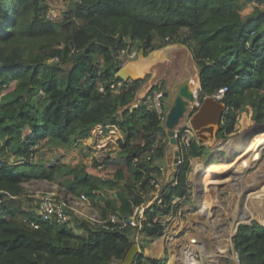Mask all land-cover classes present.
Instances as JSON below:
<instances>
[{
  "label": "trees",
  "instance_id": "1",
  "mask_svg": "<svg viewBox=\"0 0 264 264\" xmlns=\"http://www.w3.org/2000/svg\"><path fill=\"white\" fill-rule=\"evenodd\" d=\"M248 6L251 12L243 15ZM51 11L49 0H0V87L16 81L0 95V264H120L130 229L101 222L109 214L128 217L151 197L148 181L160 174L169 139L144 98L129 107L140 81L115 76L119 56L180 38L187 48L192 44L199 101L226 88L217 134L226 139L239 113L251 111L253 121L264 123V0H69L53 19ZM97 126L121 134L115 158L102 153L88 167L36 160L44 148L90 140ZM204 151L191 142L175 184H165L162 203L145 210L149 224L141 228V241L164 234L165 225L153 218L174 213V198L188 200L189 160ZM55 175L70 195L88 199L96 222L73 212L64 224L40 218L39 199L22 184L52 182ZM232 240L239 264H264V225L241 224ZM132 263L159 261L142 251Z\"/></svg>",
  "mask_w": 264,
  "mask_h": 264
},
{
  "label": "rangeland",
  "instance_id": "2",
  "mask_svg": "<svg viewBox=\"0 0 264 264\" xmlns=\"http://www.w3.org/2000/svg\"><path fill=\"white\" fill-rule=\"evenodd\" d=\"M68 2L69 0H49L50 7L53 10L49 13V16H57L58 13L66 7ZM251 8V6H248L243 9V15L251 12ZM164 46L166 45H163L157 49L163 48ZM169 48L170 49H168L167 51V56L168 54L169 56L171 54L173 61L160 62L155 66L150 67L145 77L139 82V88L144 89L146 91L145 94L155 86L161 87L160 89L168 94V96L164 98V104L166 106H169L171 104L174 95L177 93L179 87L183 82L188 81L191 84V87L194 89L198 85V70L190 53V51L193 49V45L190 44L188 49L184 43L176 42L174 46H170ZM128 59V54H122L119 56V61L121 62V64L125 63ZM15 86L16 81H12L5 89L0 87V95L5 93L6 91L12 90L13 88H15ZM189 118L190 114L187 113V115L180 120V123L176 126V128L179 126L189 125ZM237 118L238 119L235 135L243 132L244 130H246V128L253 125L251 111L247 110L239 113ZM108 133L109 132H106L104 136L106 137ZM91 134H93L91 138L92 140L83 141L82 144H79L77 146L71 145L66 147H59L57 149L44 148V150L40 152L41 154L36 158V160L40 159L42 163L48 167L56 166L58 164H63L71 167L83 165L88 167L93 163V159L95 158V156H97L98 159L101 158L102 153L100 152L105 149L103 147V144L105 142L103 143L98 140V131L96 130ZM261 135H264L263 131L261 134H256L255 136H253L249 140L248 145L243 151L244 154H242L243 152H241V154L230 160V162H224V160L216 162L217 160L215 158L209 160L208 167L212 169L206 170L209 175L202 177L203 185L205 184L207 176H210L213 171H220L223 173L228 172V170H232L234 171V173L223 179H219L218 177V180L220 181L224 179L230 180H227L228 182L226 184L224 183L222 185H218L219 187L216 185L215 187L217 188H215L214 192L213 190H204V202L207 205H210L211 200H213V203L211 204L212 213L210 214L209 219L207 218L208 220L204 217H199L198 219H195L193 217L194 213L203 210L204 206L202 203H200L199 206L198 203L194 201L196 198V194L194 193L193 189V180L195 181L196 174L194 172V167H190L189 173L192 181L190 183L191 193L188 196V200L183 202L181 206L180 204L177 206L175 212L172 213L174 219H172L171 221L168 220L166 222L164 234L161 237L156 239L142 240V251L144 254H147L158 261L163 259L159 262V264H166V259H164L165 255L170 252L172 254L173 250L175 251L176 249L175 244L172 242V239L174 238H169L170 235H172L175 231H179L181 235H184L187 229H190L197 236H200V240L203 241V244L202 242L200 244V250L197 249L199 252L197 254L198 261H195L194 259L192 260H194L198 264L239 263L236 256L235 259L229 257L230 255L228 257L215 256L213 251H215L214 249H216L215 246H217V242L215 241L216 238L212 239V237L213 235H216V231L219 229H223L224 232L228 233V225L233 223V219H235L233 218V215H236L235 217L237 218L243 212H246L248 214L251 213V218L253 219L252 221H256L257 223L264 225V195L261 196L254 193L256 191L257 185H259L258 181H260L261 178L264 179V142L257 144V139ZM231 136H234V134H232ZM110 140L113 143H110V145H112L110 146V148L108 146L109 149L105 152L106 154H112L114 152V149L116 152L118 151L116 139L111 137ZM234 146L235 149H239L238 144L234 143L233 147ZM252 148L253 150H257V153H260V157L257 160L250 162L248 164V167L243 168L244 170L240 169V167L238 168V164H236V158L240 156V160L245 159L244 155L245 153H247L246 151H250ZM95 153H98V155H94ZM224 156H226V154H224ZM200 157H196V161L192 163V165H196V170L197 166H199V164L201 165ZM235 169H237V171H235ZM239 175L241 176V178ZM62 179V176L57 175H55V179L52 182H49L47 180L45 181L44 178H34L23 183L22 186L26 190H31L32 192L30 191V195L35 196V198L39 197L42 193H52L57 197H62L65 199H69L70 201L77 202L75 196L72 197L62 186ZM223 186H227V189L221 190L217 195H214V193H217V189L222 188ZM213 207L216 209H213ZM83 208L84 205L82 206V209ZM90 212L91 213L88 212L89 216L85 219L90 223H93L97 220V215L93 214L94 210ZM233 212H236V214ZM169 215L165 216V218ZM202 230L206 231L202 233ZM187 238L190 239L189 237ZM168 240L172 248L170 245L169 247L167 246ZM225 241L227 242L226 244L229 243V239ZM151 247L162 248V251L160 250V255L155 257L145 251V249L149 251ZM228 252L231 255H235V252L232 250V248H230ZM205 253H209L208 255L211 254L212 258L208 255H205ZM171 260H175L173 256L171 257Z\"/></svg>",
  "mask_w": 264,
  "mask_h": 264
},
{
  "label": "water",
  "instance_id": "3",
  "mask_svg": "<svg viewBox=\"0 0 264 264\" xmlns=\"http://www.w3.org/2000/svg\"><path fill=\"white\" fill-rule=\"evenodd\" d=\"M183 38H180V43H183ZM169 46H164L160 49H154L149 52H145L143 48L137 51L134 59L128 60L116 68L115 76L123 82L128 81H140L142 80L148 69L155 65L159 61L167 60V51ZM77 53L74 57L78 56ZM198 85L194 89L188 81H185L179 87L177 93L174 95L172 102L169 106H164L165 116L163 119V125L165 128L166 135L171 145L176 144L174 138V131L176 126L180 123V120L184 118L187 113L190 114L189 127L194 132L198 142L203 145L209 152V154L224 153V162H230L236 156L241 154L248 145L249 140L256 134L264 131V123H257L253 121V125L246 128L241 133L234 134L226 139L217 138V134L222 130V118L226 111L224 103L216 100L211 96L204 97L201 101L198 98V92L201 88L200 79L198 76ZM167 93H164V97H167ZM135 103L132 102L129 107ZM239 145V149H235L233 144ZM178 152L174 151L173 157V169H176L175 163L177 161ZM203 170L197 174V179L193 180V189L197 199L203 200L204 197V186L202 184V175L208 168V161L203 162ZM232 169V168H229ZM234 171L228 170L219 175V179L226 178L233 174ZM174 180V176H171L170 181ZM46 181V180H45ZM214 186L215 185H211ZM213 209H216L213 207ZM242 218L239 215L236 219H233L234 231L230 237L231 248L234 251L233 236L236 233L238 226L241 224H250L252 218L244 221H239ZM235 252V251H234ZM141 252L136 244L132 243L125 252L120 264H132V261L140 255ZM235 256L238 258L237 253ZM163 259L159 260L162 261ZM239 264V263H238Z\"/></svg>",
  "mask_w": 264,
  "mask_h": 264
},
{
  "label": "built area",
  "instance_id": "4",
  "mask_svg": "<svg viewBox=\"0 0 264 264\" xmlns=\"http://www.w3.org/2000/svg\"><path fill=\"white\" fill-rule=\"evenodd\" d=\"M48 18L53 19L54 17H50L48 14ZM135 56L136 51H131L130 53H128V60L133 59ZM110 87L114 88V85H111ZM99 90L102 91V88H100ZM225 92L226 88H219L211 95V97L220 101L223 98ZM142 98H144L146 103L150 104L154 108L160 118L164 119L166 110L164 109V92L162 90H154L152 92H147ZM137 103L138 101L133 104V107H136ZM174 138L176 139V144L174 145V148L175 151L178 152L177 161L175 163L176 169H173L175 173L184 164L187 150L191 142L196 139V137L189 125H185L175 128ZM153 149L154 146L150 149V151L145 150L144 155L148 156L150 152H153ZM163 165L164 164L162 161L159 165L160 174L163 172ZM148 182L149 185L153 187L150 193L151 197L145 203H142L140 206L135 207L132 215L121 218L114 214H109L107 219L101 222L105 224L109 221L119 228L130 229L129 238L131 244H136L140 252L143 248L141 241L142 236L140 234V231L144 224H149L147 223V220L144 216V212L147 208L151 206V204L155 203L157 205H160L162 203L161 189H163L164 186L157 176H152L151 178H149ZM169 183L174 185L175 180ZM190 193L191 185L189 189V195ZM38 199L39 204L37 212L40 218L46 222L57 224L67 223L70 220V212H73L75 215L84 218H87L89 216V214L82 209L83 205L89 204L88 199L84 195H80L79 197H77V202L70 201L69 199H65L62 197H57L55 194L52 193H42L38 197ZM180 201L181 200L179 198H174V206L177 207ZM164 219L165 217H154L153 221L160 222L165 225L166 221ZM34 227L36 228L37 226L34 225ZM187 237H189L190 239H188ZM169 238H174V244L176 246V251H174L175 260H171L172 255L170 252L164 257L167 262L166 264H189V262L193 258H195V253H197L198 250H200L201 248V241L199 240L198 236L193 233L190 229H187L184 235H181L179 231H175L172 235H170ZM181 240H183V242ZM169 245L170 244L168 240L167 246L169 247Z\"/></svg>",
  "mask_w": 264,
  "mask_h": 264
},
{
  "label": "bare ground",
  "instance_id": "5",
  "mask_svg": "<svg viewBox=\"0 0 264 264\" xmlns=\"http://www.w3.org/2000/svg\"><path fill=\"white\" fill-rule=\"evenodd\" d=\"M262 133V132H261ZM261 133H259V134H261ZM263 133H264V131H263ZM264 142V135H261L258 139H257V144H260V143H263ZM256 144V143H255ZM235 147V146H234ZM255 147V146H254ZM247 153H245V155H244V157H245V159H241L240 160V156L239 157H237L236 159H237V163L236 164H238L237 166H238V168L240 167V169H243V168H245V167H248V164L250 163V162H253V161H255V160H257L259 157H260V153H257V150H253V148L250 150V151H246ZM242 154H244V152L242 153ZM198 167L199 166H197V169H198ZM200 169V168H199ZM198 169V170H199ZM239 170V169H238ZM244 170V169H243ZM235 171H237V169H235ZM240 172V171H239ZM204 173H206L207 174V171L205 170V172ZM206 174L204 175H202V177H204V176H206ZM221 174H223L222 172H220V171H213L211 174H210V176H207V179H206V181H205V184H204V190H206V191H210V190H213V192L215 191V188H217V187H214V186H211V185H222V184H226L229 180L228 179H224V180H218V177H219V175H221ZM240 176V175H239ZM240 178H241V176H240ZM228 180V181H227ZM231 182V181H230ZM259 182V185H257V188H256V191L254 192L255 194H258V195H264V179L263 178H261V180L260 181H258ZM262 182V183H261ZM219 187V186H218ZM221 187V186H220ZM227 189V186H223L222 188H219V189H217V193H214V195H217L221 190H226ZM232 190V189H231ZM254 191V190H253ZM233 192V191H232ZM237 192V191H236ZM260 193V194H259ZM240 194V193H239ZM241 197V196H240ZM204 199H205V193H204V197H203V200H200V203H202L203 204V206H204V209L203 210H200V212H196V213H194V215H193V217L195 218V219H198L199 217H202V215H204V216H207V217H205V219H209V216H210V214L212 213V211H211V204L213 203L212 201L213 200H211V204L210 205H207L205 202H204ZM230 208V207H229ZM234 211V210H233ZM233 213H235L236 214V212H233ZM240 215H242V218H239L238 220L239 221H244V220H248V219H250L251 218V213H246V212H243V213H241ZM236 216V215H235ZM234 215H233V218H235L236 219V217H235ZM207 219V220H208ZM202 220V219H201ZM202 223H203V221H202ZM228 228H229V232L227 233V232H224L223 231V229H219V230H217L216 231V235H213V237H212V239L214 238H216L215 239V241L217 242V246H215V248L216 249H214L215 251H213V253L215 254V256H221V257H228L229 255V257H232V259H235L236 257H235V255L234 254H230L229 252H228V250H230V248H231V244H230V237H231V235L233 234V231H234V224L233 223H231V224H229L228 225ZM206 230H202V233H204ZM201 233V232H200ZM215 234V233H214ZM206 235V234H205ZM191 236V235H190ZM199 237V240H200V236H198ZM229 239V243L228 244H226L227 242L225 241V240H228ZM182 242H183V240H181ZM201 241V240H200ZM172 242L174 243V239H172ZM171 242V243H172ZM202 242V244H203V241H201ZM170 244V243H169ZM170 246H171V244H170ZM171 248H172V246H171ZM176 251V250H175ZM199 252H197V253H195V258H193L195 261H198L197 260V254H198ZM209 253H205V255H208ZM172 256H173V258L175 259V257H174V250H173V252H172V254H171ZM209 257H211L212 258V255L210 254V255H208ZM194 260H191L189 263L190 264H198L197 262H195Z\"/></svg>",
  "mask_w": 264,
  "mask_h": 264
},
{
  "label": "crops",
  "instance_id": "6",
  "mask_svg": "<svg viewBox=\"0 0 264 264\" xmlns=\"http://www.w3.org/2000/svg\"><path fill=\"white\" fill-rule=\"evenodd\" d=\"M167 60H165V61H169V57L167 56V58H166ZM165 61H159V62H157L156 64H158V63H160V62H165ZM155 64V65H156ZM155 65H153V66H155ZM153 66H151V67H153ZM150 69V68H149ZM145 90L144 89H142V88H139L138 87V89H137V91H136V97L134 98V100L135 101H139L144 95H145ZM98 131V140L100 141V142H105L104 144H103V147L105 148V149H103L100 153H105L106 151H108V149L110 148V146H112V145H110V143H113L111 140H110V138L111 137H113V138H115L116 140L117 139H119V138H121V134L116 130V129H109L107 132H109L107 135H106V137L104 136L105 134H106V132H104L103 131V129H102V127L101 126H97V127H95L93 130H92V132H94V131ZM91 132V133H92ZM236 132V131H235ZM233 134H235V133H233ZM91 135H93V134H91ZM111 135H113V136H111ZM90 140H92V139H90ZM89 141V140H88ZM85 144V143H84ZM168 145V146H167ZM167 145H166V150H165V158H164V160H163V172L161 173V174H159L157 177L159 178V180L162 182V184L163 185H165V184H167L168 182H170V179H171V176H173V174H174V170H173V157H174V151H175V148H174V146L173 145H171L170 144V142L168 141L167 142ZM108 146H109V148H108ZM107 147V148H106ZM47 149V148H46ZM45 149V150H46ZM57 149V148H56ZM113 149H114V147H113ZM44 149H42V151H43ZM91 152V151H90ZM115 149H114V152L112 153V158H115L116 157V155H115ZM92 153V152H91ZM204 153H209L208 152V150L205 148V151H204ZM98 155V153H95L94 155ZM96 157V156H95ZM201 157H202V155H201ZM200 157V158H201ZM224 153H219V154H215L214 155V157L213 158H215L217 161L216 162H220V160L222 161L224 158ZM200 158H198V159H200ZM196 161V158H192V159H190V167H191V165H192V163L193 162H195ZM203 162H205V161H202V158H201V165L199 164V167H198V169L196 170V165L194 166V165H192V167H194V172H195V174H196V176H197V174L199 173V172H201L202 170H203V165H204V163ZM209 162V161H208ZM191 167V168H192ZM216 168V167H215ZM210 169H212V168H210ZM217 170V169H216ZM213 171V170H212ZM211 171V172H212ZM205 172V171H204ZM204 175L206 174V173H203ZM206 175H209L208 173L206 174ZM195 176V179H197V177ZM187 179H188V181H189V183H191V176H190V173H189V171H188V174H187ZM31 190H26V192L30 195V193L32 192H30ZM30 196H32V195H30ZM72 196V195H71ZM32 197H35V196H32ZM72 197H74V196H72ZM76 198V201H77V197H75ZM195 202H197L198 203V205H199V203H200V199H197V197L195 198V200H194ZM182 203H183V201H180L179 202V204H180V206L182 205ZM79 204H80V202H79ZM178 204V205H179ZM83 210H85V212H89V213H91L90 211H93L94 210V213L93 214H95V215H97V211H96V209L95 208H93L92 206H91V204H90V202H89V204L88 205H84V208H83ZM202 217H207V216H204V215H202ZM172 219H174L173 218V215L172 214H170L168 217H166L165 218V221L167 222L168 220H172ZM162 251V248H159V247H151L150 249H149V251L148 250H146L145 249V251H147L149 254H151V255H153V256H159L160 255V253H161V251ZM160 251V252H159Z\"/></svg>",
  "mask_w": 264,
  "mask_h": 264
},
{
  "label": "flooded vegetation",
  "instance_id": "7",
  "mask_svg": "<svg viewBox=\"0 0 264 264\" xmlns=\"http://www.w3.org/2000/svg\"><path fill=\"white\" fill-rule=\"evenodd\" d=\"M165 45H167V46H174L175 45V43H166ZM168 57H169V61L168 62H170V61H173V58H172V55L170 54V56H169V54H168ZM168 96V95H167ZM214 155L215 154H209V153H204V154H202V161H209L210 159H212L213 157H214Z\"/></svg>",
  "mask_w": 264,
  "mask_h": 264
},
{
  "label": "clouds",
  "instance_id": "8",
  "mask_svg": "<svg viewBox=\"0 0 264 264\" xmlns=\"http://www.w3.org/2000/svg\"><path fill=\"white\" fill-rule=\"evenodd\" d=\"M136 54H137V51H136ZM134 59V58H133ZM131 60V59H130ZM127 62V61H126ZM165 93V92H164ZM165 98V97H164ZM134 102V101H133ZM135 102H137V101H135ZM133 107V106H132ZM169 141V140H168ZM198 141V140H197ZM189 166H190V160H189ZM191 167H192V165H191ZM208 169H210L209 167L207 168V170ZM174 176V175H173ZM175 180V179H174ZM170 182H172V181H170ZM191 185V184H190ZM204 186V185H203ZM38 198V197H37ZM199 206H200V203H199ZM142 250H143V248H142ZM142 252V251H141ZM133 262V261H132Z\"/></svg>",
  "mask_w": 264,
  "mask_h": 264
}]
</instances>
